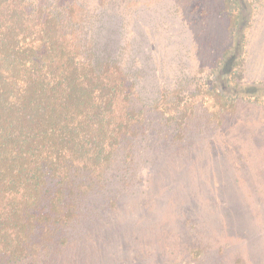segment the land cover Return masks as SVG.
I'll list each match as a JSON object with an SVG mask.
<instances>
[{"label": "trees", "instance_id": "obj_1", "mask_svg": "<svg viewBox=\"0 0 264 264\" xmlns=\"http://www.w3.org/2000/svg\"><path fill=\"white\" fill-rule=\"evenodd\" d=\"M203 1L193 6L206 15ZM217 1L227 47L205 75L179 76L149 99L128 48L101 33L96 0H0V264H67L84 224L117 208L114 187L137 181L142 140L182 147L240 104L264 105L245 80L264 0Z\"/></svg>", "mask_w": 264, "mask_h": 264}, {"label": "rangeland", "instance_id": "obj_2", "mask_svg": "<svg viewBox=\"0 0 264 264\" xmlns=\"http://www.w3.org/2000/svg\"><path fill=\"white\" fill-rule=\"evenodd\" d=\"M195 1L96 0L101 33L128 48L149 99L179 76L205 75L227 47L220 2L204 0L203 15ZM258 5L248 15L245 80L264 95ZM137 161V181L114 187L117 208L84 224L69 250L72 264H264V105L240 104L222 126L188 132L182 147L152 135L138 144ZM190 235L201 247L197 256L187 250Z\"/></svg>", "mask_w": 264, "mask_h": 264}]
</instances>
